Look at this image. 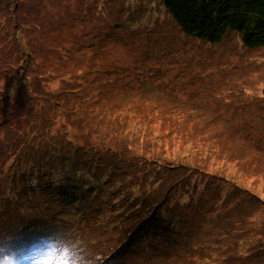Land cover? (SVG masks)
I'll list each match as a JSON object with an SVG mask.
<instances>
[{
    "label": "rangeland",
    "instance_id": "rangeland-1",
    "mask_svg": "<svg viewBox=\"0 0 264 264\" xmlns=\"http://www.w3.org/2000/svg\"><path fill=\"white\" fill-rule=\"evenodd\" d=\"M154 194L169 239L115 264H264V45L190 36L161 0H0V232H60L50 209L108 256ZM24 202L42 227L10 222Z\"/></svg>",
    "mask_w": 264,
    "mask_h": 264
},
{
    "label": "trees",
    "instance_id": "trees-1",
    "mask_svg": "<svg viewBox=\"0 0 264 264\" xmlns=\"http://www.w3.org/2000/svg\"><path fill=\"white\" fill-rule=\"evenodd\" d=\"M161 2L163 4L164 8L166 9V11L172 16V18L178 24V26L186 34H188L190 36L196 37L198 39H203V40L210 42V43H216V42H220L222 40V38L228 32H236L240 35L243 43L247 47L264 45V0H161ZM3 50L4 49H1V51H3ZM22 69H24V68H22ZM25 74L26 73L24 71L20 72L19 77L23 78L25 76ZM67 151L71 152L72 150L66 149L65 152H67ZM32 159L35 160L36 156L34 155L32 157ZM53 160H54V158H53ZM108 171L110 172L111 169L108 168ZM13 176L18 177V176H20V173H14ZM100 176H102V172H100ZM28 177L29 176L27 174L26 178L28 179ZM11 178H12V176H11ZM91 179L93 180V176ZM13 183L17 184L19 182L17 181V182H13ZM89 186H90V184H87V185L81 187L80 189H88ZM152 189H154V187L151 186L150 191H152ZM101 191H103L105 194V191L103 189L99 191L102 194ZM99 192H94V190H93L94 195L96 193L98 194ZM96 195H95V197H96ZM154 195L155 196L153 198L156 201L160 200L159 204L162 206L163 214H160L159 208L156 210V206H155L153 208V210L151 211L153 213V216H152V214L145 215L147 210L144 209V206H148L146 201L143 202L141 206L139 205V207H137V209L141 212V216L138 215L137 218L135 219V215H133L132 217L135 220L129 219V218H131V217H129V214L132 212V210L130 212L129 211L127 212V210H126V213L124 214L123 220H124V223L126 224V226H124V233L127 234L128 237L125 241L122 238L121 243L118 246L114 247L112 249V251L111 250L108 251L107 252L109 254L108 256L104 255V257L106 258V264H115L114 261L112 260V256L115 257L114 255L120 254L121 251L124 252V250L126 251V250L131 249L132 247H129V248L127 247L128 246L127 243H129L128 241H131L133 239V237H134V239H133L134 242L132 241L133 245L139 243V246L141 248H142V246H147V249L144 248L145 249L144 251L149 249L148 244L142 245V240H140L139 238H145V237H143L144 232H146V230H148V229H152V227L154 226L155 223L158 224L156 227L160 226V223H162L165 220L163 216H167L164 213H168L167 212L168 206H163L162 202H164V200H161L162 199L161 197H163V194H159V196L156 194H154ZM16 202L19 205V199ZM28 203H30V201ZM28 203L27 204L25 202L23 203V206H21L22 211L20 210V211L16 212L17 214H13L11 216L10 222L16 221V222L23 223L24 221H26V222L36 221L35 219H32V217H30L29 214L24 213V209H26V206L28 205ZM189 206H192V204ZM60 207H61L60 208L61 212L64 211V209H66V210L69 209V207L65 206V205H61ZM29 208H30V206L27 207V210ZM77 210H78V207H77ZM47 214H49L50 217L47 216ZM172 214H173V212H172ZM44 217L46 219V220H44V223L45 222L46 223H55V222L61 223V225L58 226L59 229L63 232V234H65L67 237L70 238L69 231H70L71 226L75 223V220H73V218L71 216H60L59 211H57V214H55L54 211H51L49 209L48 213L44 214ZM87 217L89 219L90 215ZM91 217L89 220H94V218L93 217L91 218ZM29 218H31V219H29ZM84 218H86V217L85 216L82 217L83 223L88 222L87 218H86V220H84ZM141 218H142V220H141ZM173 220H174V218H173ZM177 221H181V219L177 220ZM38 222L39 221L37 220V222L32 223L33 226H41L42 227V225H38L41 222H39V223ZM138 223H139V225H138ZM177 223H173V225L171 226V228H172L171 231L174 234H177V233L181 234V233H183V231H182L180 225L179 224L177 225ZM168 224L169 223L165 220L164 229L163 228L152 229L153 233L155 234L156 232H159V231L161 233L163 230L162 235H164V236L167 235L166 237L168 238L169 237ZM245 230L246 229L244 228L243 232ZM259 230H260V227H259ZM41 232H47V231H44L43 228H40V229L31 230V232H26L25 234L28 233V234H30V236H32V235H37V233H41ZM164 232H166V233H164ZM30 236H24V237L28 238ZM252 238H255V237H252ZM137 239H139L138 242L136 241ZM244 241H246V239H242V241L239 240L238 242L241 244ZM238 242H235V245H238ZM247 244L249 247V252H248V254L243 256L244 258L243 257L242 258L246 262H251L248 259V255L250 254V257L252 256V258L255 255L254 251L252 250V244L253 243L247 242ZM169 245H171V243L167 242L164 246H169ZM100 248H101V250H98L97 248L94 250L92 249L91 252L89 253V256H94L98 253L101 254V252L104 253L105 247L101 246ZM134 248L135 247L133 246V249ZM230 248H231V246H230ZM230 255H231V253H230ZM230 255H228V254L224 255V256H226L227 261L231 258ZM218 256L221 257L220 254H218ZM218 256L214 255L211 258L213 260H216V259H218ZM208 257L210 258L209 255H208ZM227 261L224 263L226 264Z\"/></svg>",
    "mask_w": 264,
    "mask_h": 264
},
{
    "label": "clouds",
    "instance_id": "clouds-1",
    "mask_svg": "<svg viewBox=\"0 0 264 264\" xmlns=\"http://www.w3.org/2000/svg\"><path fill=\"white\" fill-rule=\"evenodd\" d=\"M0 264H106V258L87 255L81 243L59 231L28 238L16 231L0 232Z\"/></svg>",
    "mask_w": 264,
    "mask_h": 264
}]
</instances>
